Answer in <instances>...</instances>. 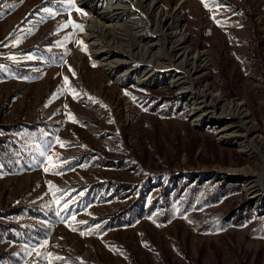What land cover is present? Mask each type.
<instances>
[{"label": "rangeland", "instance_id": "374dc122", "mask_svg": "<svg viewBox=\"0 0 264 264\" xmlns=\"http://www.w3.org/2000/svg\"><path fill=\"white\" fill-rule=\"evenodd\" d=\"M157 2L171 24L185 28L191 51L206 54L210 91L244 105V125L264 154V0ZM72 4L0 0V125L47 123L15 131L0 150V264H264V162L219 138L223 124L240 133V121H194L191 100L167 81L113 79L85 37L97 16L79 0ZM70 18L83 30L60 27ZM117 22L136 29H110L102 42L133 53L130 67L151 59L142 51L146 40L135 36L146 31L141 17L129 11ZM154 35L163 42L158 29ZM154 64L152 58L145 70L156 72ZM65 76L78 99L58 91ZM161 86L174 103L151 102L145 88L162 95ZM137 136L141 147L129 144ZM76 151L86 159L70 160ZM230 169L249 174L231 176ZM108 181L117 187H98ZM249 181L260 185L253 196ZM217 186L224 195L213 198ZM161 188L168 192L164 221ZM140 204L143 212L115 225L89 222L96 209L111 215ZM35 224L48 227L43 238Z\"/></svg>", "mask_w": 264, "mask_h": 264}, {"label": "bare ground", "instance_id": "6f19581e", "mask_svg": "<svg viewBox=\"0 0 264 264\" xmlns=\"http://www.w3.org/2000/svg\"><path fill=\"white\" fill-rule=\"evenodd\" d=\"M79 1L83 5H87L89 10L97 16V18L90 20L85 37L90 41L92 53L101 57V68L104 72L118 82L134 80L139 83L156 84L167 81L176 87L181 95L187 96L191 100L194 121L196 122H204L206 119L213 118L217 121L221 118L225 122L234 118L239 120L240 133H228L229 128L226 124H223L219 132L220 140L229 143L238 141L240 152L247 156L256 155L264 162V154L255 146L251 133L244 125L248 118L244 105L238 103V101H228L221 93L210 91L206 76L209 66L206 54L191 51L187 44L185 28L182 25L171 24L169 14L158 5L157 0H140L142 4L137 5L131 0H128V3H122V0ZM129 11L137 13L142 19V29H146V31L138 30L136 32L140 33L135 34V36L141 38V41L146 40L141 47L144 55L151 59L154 58V66L157 67L154 73L145 70L150 65L151 59L147 60L146 63L137 62V67H130L127 64L133 58V53L125 48L113 45L112 42V44H106L101 40L105 36L103 34L109 33L110 29H136L134 24H129L130 22L125 24L117 22L123 20ZM150 14L153 17L152 22ZM156 29L160 32L159 36L163 39V42L155 40ZM130 36L133 37V35ZM168 65L173 67V73L171 76L166 77L163 73L168 72ZM158 68L162 69L159 70ZM120 70L122 73L118 76ZM186 77H188L187 82L183 81ZM202 110H211L212 112L211 114L202 113ZM227 173L231 176L240 174L243 177L249 174L245 169L239 171L230 169ZM256 186H258V189H254ZM259 187L258 184L251 185L249 181L246 190L252 195L256 190H259Z\"/></svg>", "mask_w": 264, "mask_h": 264}, {"label": "trees", "instance_id": "16d2710c", "mask_svg": "<svg viewBox=\"0 0 264 264\" xmlns=\"http://www.w3.org/2000/svg\"><path fill=\"white\" fill-rule=\"evenodd\" d=\"M159 89L162 91V95L157 93L156 91H152L151 89H147L145 88V91L146 93L148 94V97L149 98H152V103L155 104L157 101L158 98H164L165 101L168 103V101L172 104L174 103L177 98L174 97L172 94H169L168 95V87L167 86H161L159 87ZM171 92V90H169ZM169 98V99H168ZM150 110H154V109H150ZM158 112V111H157ZM25 113V106L22 108L21 110V114H24ZM86 125H90L92 124V121H85ZM47 125L46 122H36V123H33V124H23V123H18L17 125H6V124H3V125H0V134H3L4 136V140L0 142V150L2 151H7V147L9 146V142H10V138L11 136L14 134L15 131L17 130H20L21 128H25V129H28V130H35L36 128L38 127H45ZM130 145H135V146H138V147H141V142L138 138V136L135 138V141L132 140L130 141L129 143ZM212 146L215 148V144L212 142ZM73 155H70L68 158L72 161H81L83 159H86L85 155L86 153H82V152H79V151H76L74 153H72ZM98 160H102V159H98ZM106 162H109V161H106ZM231 186H235L234 184H230ZM228 184L226 185L225 189L228 188ZM98 187H105V188H115L117 187L116 185L114 184H111V182H105L104 184L102 185H99ZM230 187V186H229ZM232 188V187H230ZM175 190V189H174ZM181 188L179 189H176L175 191H173V194H176L178 192H180ZM215 192H216V196L213 197L212 194L210 195L211 197L213 198H216V197H220L222 195H224V186H217L215 187ZM160 194H162L164 197H162V206H163V212H162V221H164L166 219V206L168 205L167 204V195H168V192L166 191L165 188H161L160 190ZM247 208V207H246ZM143 207L142 205H134L133 207H128L127 209H123V210H120V211H115L113 212V214L109 215L105 209H96L93 211L92 213V217L91 219H89V222L93 223V224H100V223H103V222H106V223H111V224H117V222H120L122 220H124L125 218H128L130 216H132L133 214L135 213H140V212H143ZM247 210H249L247 208ZM127 215V216H126ZM126 216V217H125ZM236 215H233V218L235 217ZM4 226H6L4 224ZM42 228H45V231L42 230ZM0 229H2V227H0ZM48 227L45 226V224H35V227H34V234L38 237V238H43L44 235H46V232H48ZM40 231H42V233L40 234ZM6 257L5 256H2V253H0V260H4Z\"/></svg>", "mask_w": 264, "mask_h": 264}, {"label": "snow or ice", "instance_id": "6c2138e0", "mask_svg": "<svg viewBox=\"0 0 264 264\" xmlns=\"http://www.w3.org/2000/svg\"><path fill=\"white\" fill-rule=\"evenodd\" d=\"M66 2L68 3L69 8L74 7V5L72 4V0H66ZM205 7H209V5H208L207 3H205ZM46 11H47V9H46ZM77 11H80V10L77 9ZM69 26H71L74 30H75V29H79V30H81V31L83 30V26L80 25V24H78V23L73 22L71 18H70L66 23L62 24L60 27H61V28H67V27H69ZM77 44H81V45H82L83 42H82V41H77ZM82 50H85V49L82 47ZM69 71L72 72L73 75H75V72L72 70V68H71L70 65H69ZM58 91H61V92L66 91V92H68V93L72 96L73 99H78L79 96H80V93H78V92H77V91H76V90L70 85V83H69V79H68L67 76L64 77L63 88H62V89H58ZM90 99H92V98L90 97ZM65 107H67V105H65ZM67 116L69 117V119H72L73 122H75V119H74V117L72 116V114H71L70 112L67 113ZM57 142L60 143L62 147L64 146V143H65V142H63V141H59V140H58ZM50 163L52 164L53 167H55V165H56L57 162L53 159V160L50 161ZM45 171L47 172V171H49V169L46 168ZM64 206L67 207V202H65V205H64ZM68 211L71 212V209H68ZM60 219H61L62 221H66L67 218L61 216ZM78 223H80V224H86V221H78ZM68 226H69V227L71 228V230H73V231H78V230H79V229H76V228H72L71 225H68ZM96 227L99 228V225H96ZM80 234H81V235H84L85 232H84V231H80ZM45 243H46V242H45ZM49 256H51L50 253H49ZM56 259H60V258L57 257ZM49 264H51V261H49Z\"/></svg>", "mask_w": 264, "mask_h": 264}]
</instances>
